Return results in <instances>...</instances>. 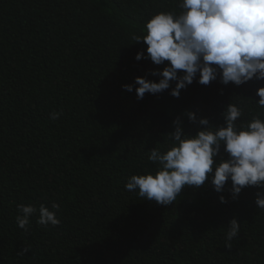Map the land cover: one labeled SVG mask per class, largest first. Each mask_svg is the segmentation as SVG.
Segmentation results:
<instances>
[{"label": "trees", "instance_id": "1", "mask_svg": "<svg viewBox=\"0 0 264 264\" xmlns=\"http://www.w3.org/2000/svg\"><path fill=\"white\" fill-rule=\"evenodd\" d=\"M179 10L178 0H0V264H264L261 189L234 200L231 181L220 194L206 181L168 206L125 190L131 175L155 172L149 151L171 146L177 117L195 135L204 126L188 111L214 127L231 102L244 106L238 124L264 113V80L194 81L178 99L122 89L137 76L158 82L150 72L164 65L136 61L147 45L131 34ZM227 158L222 145L215 161ZM52 203L59 226L37 224L38 213L28 232L17 226V205ZM232 219L241 225L228 248Z\"/></svg>", "mask_w": 264, "mask_h": 264}, {"label": "clouds", "instance_id": "2", "mask_svg": "<svg viewBox=\"0 0 264 264\" xmlns=\"http://www.w3.org/2000/svg\"><path fill=\"white\" fill-rule=\"evenodd\" d=\"M178 6L179 12L154 13L145 22L143 36L131 34L136 43L147 45V55L144 50L138 51L136 61L148 59L154 65H164L150 72L159 77L158 82L137 76L133 83L122 85L123 90L135 91L137 100L166 90L178 99L181 90L194 81L204 86L217 80L224 86H241L253 79L264 80V0H178ZM220 92L223 94V89ZM256 95L257 106L264 109V87L258 88ZM60 115L53 112L50 119ZM244 115V106L231 102L221 113L224 125L214 127L208 118L198 119L195 112L188 111L189 122L204 126L195 135L185 134L177 117L173 120L175 130L169 133L171 146L165 151L156 147L149 151L148 160L157 166L155 172L131 175L125 190L168 206L185 186L198 189L207 181L220 194L231 181L228 191L234 200L245 187L261 189L255 204L264 211V113L238 124ZM222 145L228 158L216 162ZM219 201L228 203L224 195ZM59 208L56 203L51 204V210L45 204L39 208L19 204L17 226L28 232L30 218L38 213L37 224L57 227L61 223L56 214ZM240 225L236 219L228 222L225 247L231 248Z\"/></svg>", "mask_w": 264, "mask_h": 264}]
</instances>
